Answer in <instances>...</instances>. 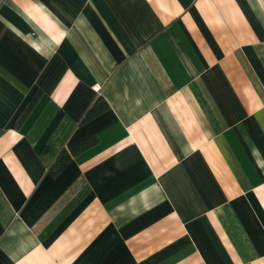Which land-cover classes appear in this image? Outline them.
I'll return each mask as SVG.
<instances>
[{"label":"crops","instance_id":"1","mask_svg":"<svg viewBox=\"0 0 264 264\" xmlns=\"http://www.w3.org/2000/svg\"><path fill=\"white\" fill-rule=\"evenodd\" d=\"M0 21L45 60L0 39V264H264V0H0Z\"/></svg>","mask_w":264,"mask_h":264},{"label":"trees","instance_id":"2","mask_svg":"<svg viewBox=\"0 0 264 264\" xmlns=\"http://www.w3.org/2000/svg\"><path fill=\"white\" fill-rule=\"evenodd\" d=\"M0 39L15 51L22 59L34 65L36 68L42 67L45 60L44 57L36 51L31 45L20 38L14 31L8 27H4L0 21ZM107 106L105 100L101 97L97 98L95 102L87 110L85 117L88 118L101 111ZM96 138L94 136L86 137L81 141L69 146L68 148H62L56 159L51 165L52 172H56L61 169L73 155L80 152L82 149L90 146Z\"/></svg>","mask_w":264,"mask_h":264}]
</instances>
